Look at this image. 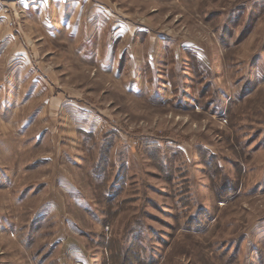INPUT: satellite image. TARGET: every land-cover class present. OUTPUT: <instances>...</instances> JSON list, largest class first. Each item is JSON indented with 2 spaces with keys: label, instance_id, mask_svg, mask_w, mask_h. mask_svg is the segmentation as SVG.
I'll use <instances>...</instances> for the list:
<instances>
[{
  "label": "rangeland",
  "instance_id": "obj_1",
  "mask_svg": "<svg viewBox=\"0 0 264 264\" xmlns=\"http://www.w3.org/2000/svg\"><path fill=\"white\" fill-rule=\"evenodd\" d=\"M0 264H264V0H0Z\"/></svg>",
  "mask_w": 264,
  "mask_h": 264
}]
</instances>
